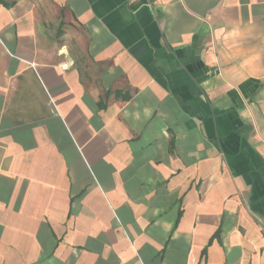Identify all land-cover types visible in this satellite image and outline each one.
I'll use <instances>...</instances> for the list:
<instances>
[{
  "label": "crops",
  "instance_id": "1",
  "mask_svg": "<svg viewBox=\"0 0 264 264\" xmlns=\"http://www.w3.org/2000/svg\"><path fill=\"white\" fill-rule=\"evenodd\" d=\"M0 264H264V0H0Z\"/></svg>",
  "mask_w": 264,
  "mask_h": 264
}]
</instances>
